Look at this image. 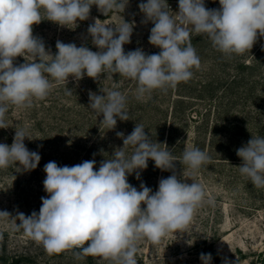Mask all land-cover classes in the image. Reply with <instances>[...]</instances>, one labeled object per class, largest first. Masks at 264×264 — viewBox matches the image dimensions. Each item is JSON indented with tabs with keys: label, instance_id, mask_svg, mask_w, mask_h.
Masks as SVG:
<instances>
[{
	"label": "clouds",
	"instance_id": "obj_1",
	"mask_svg": "<svg viewBox=\"0 0 264 264\" xmlns=\"http://www.w3.org/2000/svg\"><path fill=\"white\" fill-rule=\"evenodd\" d=\"M93 5L107 16L113 10L123 13L128 0H0V129L9 127V105L33 107L34 101L49 96L54 86L51 81L61 85L69 78L78 82L84 76L98 80L105 73L119 74L137 82L135 98L144 101L155 90L166 94L179 83H187L193 69L200 68L191 33L206 35L229 58L251 50L258 37H264V0H219L218 9H208L205 0H178L175 17L167 10V0L140 3L141 23L154 25L148 39L160 49L158 54H146L141 48L125 52L123 46L131 42L135 26L125 20L109 26L96 19L89 25L87 33L98 51L57 40L53 55L43 39L33 34L42 16L61 27L78 26V21L89 19ZM26 54L34 62L17 65L16 58ZM100 91L103 94L89 92L88 107L97 117L102 115L104 127L114 130L118 120H130L124 94ZM116 135L123 147L114 149L111 159L102 160L98 170L95 159L73 166L48 162L43 181L48 196L41 197L39 212L26 216L17 211L13 216L0 211V219L11 218L17 230L42 244L49 255L80 249L74 252L78 260L91 255L112 264H137L139 242L146 239L158 245L170 233H186L196 211L205 204L214 205L204 185L189 184L176 173L175 162L179 161L194 177L210 162L206 151L188 147L178 160L138 123L131 134ZM26 138L31 140L27 129L19 128L10 146L0 143V169L15 165L16 172H30L37 168L41 156L26 147ZM236 154L242 160L241 175L256 188H264V137L252 136ZM149 160L156 168L172 172L159 180L155 192L143 182L139 190L128 182L133 173L140 179ZM200 259L202 264H211L212 256L202 253ZM224 264L232 262L225 259Z\"/></svg>",
	"mask_w": 264,
	"mask_h": 264
},
{
	"label": "rangeland",
	"instance_id": "obj_2",
	"mask_svg": "<svg viewBox=\"0 0 264 264\" xmlns=\"http://www.w3.org/2000/svg\"><path fill=\"white\" fill-rule=\"evenodd\" d=\"M146 2L128 0L123 13L113 10L107 16L93 5L89 19L78 21V26L70 25L71 29L42 16L44 20L33 26V34L43 39L53 55L57 40L98 51L87 33L89 25L96 19L109 26L125 20L135 25L131 42L123 46L125 52L141 48L146 54H158L160 49L148 39L154 25L141 23L144 16L138 5ZM167 3V10L175 17L178 0ZM205 6L218 9L219 0H205ZM190 38L201 66L193 69L187 83H179L166 94L155 90L150 99L138 101L136 81L105 73L98 80L84 76L78 82L69 78L61 85L51 81L54 86L49 96L34 101L29 109L9 105V127L0 129V143L10 146L15 130L26 128L31 140L26 138L25 145L39 152L41 160L30 172H16L15 165L0 169V211L13 216L17 211L26 216L38 213L41 197L48 196L43 186L48 162L73 166L95 159L98 170L102 160L111 159L114 149L123 147L116 132L127 136L138 123L154 141L166 144L178 160L188 147L208 153L210 162L194 177L179 161L175 162L176 173L189 184L195 181L204 185L214 205L199 208L186 233H170L158 245L146 239L139 242L137 264H202V253L211 254V264H224L225 259L232 264H264V188H256L241 175L238 166L242 160L236 154L252 136L264 137V37H258L251 50L231 58L215 49L204 34L193 32ZM25 62H34V58L26 54L15 60L17 65ZM68 89L71 94H67ZM100 89L118 90L127 97L130 120H118L114 130L104 127L102 115L97 117L88 107L89 92L103 94ZM126 151L130 154L131 148ZM170 175L171 171H162L149 160L140 179L133 173L128 182L138 190L143 182L155 192L159 180ZM14 223L11 218L0 219V264H112L91 255L78 260L74 252L80 249L49 255L42 244L17 230Z\"/></svg>",
	"mask_w": 264,
	"mask_h": 264
}]
</instances>
